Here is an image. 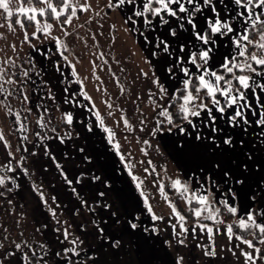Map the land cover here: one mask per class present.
Segmentation results:
<instances>
[{
	"label": "snow or ice",
	"instance_id": "1",
	"mask_svg": "<svg viewBox=\"0 0 264 264\" xmlns=\"http://www.w3.org/2000/svg\"><path fill=\"white\" fill-rule=\"evenodd\" d=\"M112 14L119 24L108 23ZM0 21V123L10 124L8 133L0 127V208L17 217L15 233L0 223V264H107L106 254L120 264H189L193 248L207 264H264V0H0ZM118 34L133 41L120 57ZM138 53L143 66L136 64L129 86L126 65ZM85 57L104 113L78 70ZM105 69L115 98L97 74ZM138 84L147 87L133 92ZM122 96L138 114L135 125ZM117 112V128L147 129L151 139L136 137L140 152L166 153L177 165L172 175L153 159L143 178L134 173L131 152L106 122ZM93 136L90 151L79 143ZM51 142L78 155H57ZM109 152L119 161L110 169ZM50 166L68 203L33 179V169ZM121 166L131 188L117 186ZM150 176L166 214L151 203ZM21 177L44 216L31 236L14 203Z\"/></svg>",
	"mask_w": 264,
	"mask_h": 264
},
{
	"label": "rangeland",
	"instance_id": "2",
	"mask_svg": "<svg viewBox=\"0 0 264 264\" xmlns=\"http://www.w3.org/2000/svg\"><path fill=\"white\" fill-rule=\"evenodd\" d=\"M95 2V0H94ZM99 3L102 5L104 3V0H99ZM83 19V18H82ZM3 21H0V23H2ZM117 23L119 24L120 22V18L117 14H112V18L108 23ZM95 28V26H93ZM108 29V24H105V28L104 31L107 32ZM4 29H0V32H4ZM17 31H19V29H17ZM120 36L117 45L114 49V54L117 57H120L127 48H132L133 45V41L131 40V38H125L122 34H118ZM8 39L11 41L13 39V36L11 34H8ZM127 39V45L124 44V40ZM101 41V46L102 48H109L110 45L107 44V41H105V39L103 37L100 38ZM3 42L0 41V44H2ZM77 52H80V48L77 47L75 49ZM24 51H28L27 47L25 46ZM139 55L140 53H138V56L135 57H131V63H128L126 65V67L128 68V73H127V84L129 86H131V80H132V76L135 75V71H136V64L137 63H141L139 60ZM97 63H100L99 61ZM114 70H117V66L115 64L112 65ZM141 66L142 63H141ZM78 70L81 74V76H87L89 77L88 80L85 81V85L86 88L89 92L90 95L93 96L97 107L101 110L102 113H104L106 111L105 106L101 103V100L104 98L101 96V94L99 92L95 91V85H96V81H95V77L91 75L92 72V68L91 65L88 63V58L85 57L83 62L80 65H77ZM65 71H69L68 69H65ZM97 74L101 76V78L104 80L105 85L107 86L109 93L112 94L113 98H115V96L118 93V88L115 86L114 82L112 81L111 77L108 75L106 69L104 71H97ZM119 74V73H118ZM52 83L54 85H56V88L54 89L57 93V95H59L60 98V89H61V85L58 83L57 80H53ZM147 85L146 84H138L136 87L133 88V92H142L144 89H146ZM73 88H78V85L73 84ZM120 105L126 109L127 111V116L128 118L131 120V122L135 125L138 123V114L134 115L133 114V108L134 106L131 104L130 99H127L125 96L120 97L119 100ZM140 103V107L142 109L145 110L146 114L148 112V106L146 103H142V102H138ZM63 107H69L68 105H64ZM120 113L117 112L116 115L114 117H106V122L114 127V129L117 132V139L119 140V142L122 145V151L124 152H131L132 154V163L135 165L133 171L136 175L140 176L141 178H143L145 176V173L143 172L144 167L147 166V160L148 159H153V162L157 165V170L159 171V165L160 164H167V167L169 169L168 175H172V173L176 170L175 167L172 165V160L167 157V155L165 154V156H159L158 154H156L152 149H149L150 155L145 157L141 152H140V148L143 146L142 144H138L136 142V137L139 136L141 138V140L147 138V139H151V137L147 136V129L145 132H139V131H135V132H131L128 131L126 129L123 128V125L121 124L120 127H116L114 124V121L119 119ZM1 127H2V123H0ZM148 127H151V124L148 125ZM20 134L17 133L15 135V143L17 142V137ZM124 136H127L128 139L125 140ZM31 138V137H30ZM85 142L84 138H82L79 143L83 144ZM152 143L155 145L156 140H153ZM162 150V148H161ZM163 151V150H162ZM110 160L112 161V156L110 153H108ZM145 161L144 164H140L139 161ZM34 171H36V176L33 177V179H35L38 183H42L44 185V190L47 196H51V195H56L58 197L59 195V184H56L57 179H56V175L53 173L52 170H50L49 172L45 173L40 169H33ZM153 179V177H148L147 180L145 181V187H146V191L149 192L151 194L152 197H154V199L151 200V203L154 205L156 211L158 213H164L166 214L168 212L167 206L165 205L164 201L160 198L159 194L157 193V190L155 187L152 186L151 184V180ZM55 184H52L54 183ZM52 185H55V187H52ZM170 194L175 197L174 193ZM14 203L16 205V212L17 213H25L24 217H21V227L25 230L26 235L31 236L32 235V230L34 227H37L38 224L40 222H43L44 220V216H42L39 212L36 211L37 206H38V197L31 192L28 181L25 180L23 177H21V190L19 192L18 195L15 196V200ZM181 203V206L183 207V203ZM24 205L23 208L19 207L20 205ZM6 207V206H5ZM47 215V213H45V216ZM17 217H11L8 216L5 212V210L3 208H0V223H4L6 226H8L9 228H13L14 226V222L15 219ZM62 218H68V213L67 211L65 212V216ZM51 222H49V230L46 232V235L51 238L52 233H51ZM13 233H15V229L13 228ZM37 238L39 239L40 237L37 236ZM226 243V241L223 238H218V244H224ZM191 247V245H190ZM193 258L195 259H199L200 260V264H207L206 259H201L200 258V253L198 249H192V254L188 257V261L189 264H191V261L193 260ZM105 259L107 260V264H120L122 258L120 256H112L110 254H106ZM215 264H221V261L217 260L215 262Z\"/></svg>",
	"mask_w": 264,
	"mask_h": 264
},
{
	"label": "crops",
	"instance_id": "3",
	"mask_svg": "<svg viewBox=\"0 0 264 264\" xmlns=\"http://www.w3.org/2000/svg\"><path fill=\"white\" fill-rule=\"evenodd\" d=\"M71 87L73 88V85ZM56 95H57V93H56ZM60 95L62 96L63 93L60 92ZM57 98L59 100V95H57ZM0 127H1V125H0ZM90 135L91 134H87V133L84 134L85 137L90 136ZM100 135H102V134H99L98 133V136H100ZM98 136H93L91 139H85L84 138L85 142L83 143V145H85V147H86L87 150L90 151L92 149V147H94V146H96L98 144ZM157 139H159V137ZM159 142H160V146H161L162 150H164V141L163 140H159ZM51 147L53 148V150L56 152L57 155H60L62 151H68L69 153H71L73 155H78V154L74 153V151L71 149L70 145L67 146V147H65L64 145H59L58 142H51ZM109 153L112 156V161L110 160L109 161V164H108V168L110 169L113 165H119V161H118V158L113 153H111V152H109ZM168 158H169V160L171 159L170 157H168ZM171 162H172V165L175 167V169H177L176 163L174 161H171ZM50 170H52L51 169V166H50ZM121 172H122V174L119 177V179L117 180V186H119V187H125V188H131V180H130V177H128L127 173L123 171L122 166H121ZM56 179H57L56 184H59V189H58L59 195H58V198L63 203H68L69 202V195H68L67 192H65L62 189L61 182L59 181V179H58L57 176H56ZM52 184H55V182L52 183ZM129 210H131V206L129 207Z\"/></svg>",
	"mask_w": 264,
	"mask_h": 264
},
{
	"label": "trees",
	"instance_id": "4",
	"mask_svg": "<svg viewBox=\"0 0 264 264\" xmlns=\"http://www.w3.org/2000/svg\"><path fill=\"white\" fill-rule=\"evenodd\" d=\"M9 127H10V124H9V123H2V128H4L5 133H8V131H9ZM10 139H11L12 143L15 144V136H11ZM166 190H167V189H166ZM170 195H171V194H170ZM178 202H179V201H178ZM179 204H180V207H182L180 202H179Z\"/></svg>",
	"mask_w": 264,
	"mask_h": 264
}]
</instances>
